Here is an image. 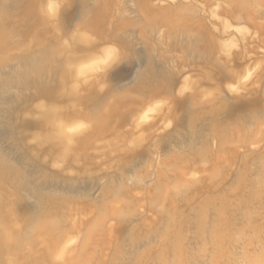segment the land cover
<instances>
[{
	"label": "rangeland",
	"instance_id": "rangeland-1",
	"mask_svg": "<svg viewBox=\"0 0 264 264\" xmlns=\"http://www.w3.org/2000/svg\"><path fill=\"white\" fill-rule=\"evenodd\" d=\"M0 264H264V0H0Z\"/></svg>",
	"mask_w": 264,
	"mask_h": 264
}]
</instances>
